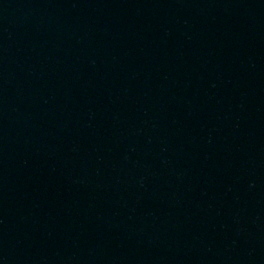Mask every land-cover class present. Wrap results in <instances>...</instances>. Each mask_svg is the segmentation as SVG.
Listing matches in <instances>:
<instances>
[{
	"label": "water",
	"instance_id": "water-1",
	"mask_svg": "<svg viewBox=\"0 0 264 264\" xmlns=\"http://www.w3.org/2000/svg\"><path fill=\"white\" fill-rule=\"evenodd\" d=\"M0 264H264V0H0Z\"/></svg>",
	"mask_w": 264,
	"mask_h": 264
}]
</instances>
